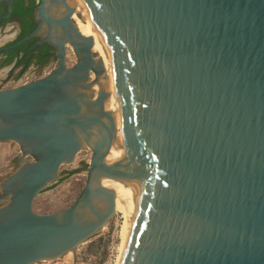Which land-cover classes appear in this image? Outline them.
I'll return each mask as SVG.
<instances>
[{
	"label": "water",
	"instance_id": "water-1",
	"mask_svg": "<svg viewBox=\"0 0 264 264\" xmlns=\"http://www.w3.org/2000/svg\"><path fill=\"white\" fill-rule=\"evenodd\" d=\"M80 1L113 69L126 154L105 161L116 133L109 94L92 91L104 74L93 38L67 0H36L33 29L0 47L38 38L55 51L47 75L0 89V143L20 150L0 183V264L75 253L115 215V198L128 213L117 264H264V0ZM13 2L0 0V28ZM87 148L73 203L35 213Z\"/></svg>",
	"mask_w": 264,
	"mask_h": 264
},
{
	"label": "rangeland",
	"instance_id": "rangeland-1",
	"mask_svg": "<svg viewBox=\"0 0 264 264\" xmlns=\"http://www.w3.org/2000/svg\"><path fill=\"white\" fill-rule=\"evenodd\" d=\"M17 33L16 24H7L0 31V47L13 41ZM66 63L68 67L76 63L75 54L70 46L67 47ZM54 66L55 62H51L42 69H37L33 65L26 69L24 65L16 64L13 71L15 75L20 74V76L7 85H20L39 79L47 75ZM10 70L11 66L0 68V79L6 77ZM91 76L94 78L93 74ZM19 154L20 150L16 143H0V183L18 167L17 156ZM90 159L91 151L87 148L77 154L73 163L62 165L57 181L48 185L37 195L33 204L34 212L52 213L72 204L85 183ZM122 223V214L115 212L107 225L88 241L82 243L75 253L70 252L58 260L43 261L37 264H117Z\"/></svg>",
	"mask_w": 264,
	"mask_h": 264
},
{
	"label": "bare ground",
	"instance_id": "bare-ground-1",
	"mask_svg": "<svg viewBox=\"0 0 264 264\" xmlns=\"http://www.w3.org/2000/svg\"><path fill=\"white\" fill-rule=\"evenodd\" d=\"M67 3L75 8V13L73 15V22L75 26L80 31V33L85 37H91L94 40V45L92 52L96 55V60L100 59L104 66V74L100 77L99 84L93 86L92 91L94 96H96L100 87L104 89L109 94V98L106 99L104 106L105 111L111 113L114 121V129L116 133V138L111 146L108 155L105 157V161L109 164H114L122 160L126 154L127 149V137L125 134L124 120L121 112V105L118 95V89L113 73V69L107 53L104 49L103 43L99 37V33L96 26L86 11L80 0H67ZM67 58V57H66ZM103 187L115 191L116 179L114 178H104L102 180ZM115 212H120L123 216V223L121 226V246L125 238V234L128 229V213L127 210L119 203L115 198Z\"/></svg>",
	"mask_w": 264,
	"mask_h": 264
},
{
	"label": "flooded vegetation",
	"instance_id": "flooded-vegetation-1",
	"mask_svg": "<svg viewBox=\"0 0 264 264\" xmlns=\"http://www.w3.org/2000/svg\"><path fill=\"white\" fill-rule=\"evenodd\" d=\"M32 1L34 3L33 9L31 8L33 10V14L31 16L27 17V20L31 21L32 28L27 33H29L35 25L34 11H35L36 0H24V5L26 7L29 6ZM12 7H13V4L11 6V9H10V12H9L7 18L5 19V21L1 25L0 31L7 24L14 23L17 25L18 33H17V37L13 41H11L10 43H8L4 46L11 45L17 39H19L22 36L27 34V33H25L24 35L19 36L20 30H21L20 27L22 26V23H23L22 20L24 19V17L19 16V17H16V20H12V21L7 22V19L12 15V12H13ZM3 13H4V6H3V4H0V16ZM37 40H38V38H33V39L29 40L28 42L21 44L17 48L10 50V51L16 50V56L11 60L10 63H6L7 59L10 56V54H8L10 51L0 53V68L11 66V70L8 72L7 77H6V82H10L12 80L15 81V79L19 78L20 74L15 75L14 71H13V68L15 67L16 64L24 65L26 69L31 65H33L37 69H42L43 67H45L49 63L55 62V56H54L55 51H54V49L52 47L48 46L46 43H42L39 46L35 45V42Z\"/></svg>",
	"mask_w": 264,
	"mask_h": 264
},
{
	"label": "trees",
	"instance_id": "trees-1",
	"mask_svg": "<svg viewBox=\"0 0 264 264\" xmlns=\"http://www.w3.org/2000/svg\"><path fill=\"white\" fill-rule=\"evenodd\" d=\"M33 1L30 3L29 6L24 5V0H15L13 3V12L12 15L7 19L8 21L16 20V17L22 16L24 19L22 20V26L20 27V34L19 36L24 35L27 33L31 28V21L27 20L28 16H31L33 14ZM32 8V9H31ZM17 9V10H16ZM16 10V11H15ZM8 54H10L9 58L7 59L6 63H10L11 60L16 56V50L10 51ZM45 60V59H44ZM43 63V62H42Z\"/></svg>",
	"mask_w": 264,
	"mask_h": 264
},
{
	"label": "built area",
	"instance_id": "built-area-1",
	"mask_svg": "<svg viewBox=\"0 0 264 264\" xmlns=\"http://www.w3.org/2000/svg\"><path fill=\"white\" fill-rule=\"evenodd\" d=\"M8 83H9V82H7V83H5L4 85H2V86L0 87V89L14 88V87L20 86V85H22V84H25V83H27V82H24V83H22V84H20V85H10V86L7 85Z\"/></svg>",
	"mask_w": 264,
	"mask_h": 264
},
{
	"label": "crops",
	"instance_id": "crops-1",
	"mask_svg": "<svg viewBox=\"0 0 264 264\" xmlns=\"http://www.w3.org/2000/svg\"><path fill=\"white\" fill-rule=\"evenodd\" d=\"M6 77H7V76H6ZM6 77L0 79V80H1V81H0V87H1L2 85H4L5 83H7V82H6Z\"/></svg>",
	"mask_w": 264,
	"mask_h": 264
}]
</instances>
